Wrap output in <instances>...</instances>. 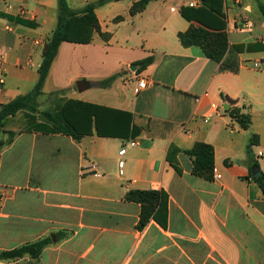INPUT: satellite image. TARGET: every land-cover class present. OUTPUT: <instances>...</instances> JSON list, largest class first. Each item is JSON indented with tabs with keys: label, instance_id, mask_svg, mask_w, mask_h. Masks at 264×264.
<instances>
[{
	"label": "crops",
	"instance_id": "1",
	"mask_svg": "<svg viewBox=\"0 0 264 264\" xmlns=\"http://www.w3.org/2000/svg\"><path fill=\"white\" fill-rule=\"evenodd\" d=\"M138 1L99 7L108 39L95 32L89 44L64 42L43 88V94L64 91L60 98L129 113L130 126L126 117L101 119L102 133L115 136L99 134L94 122L77 141L23 130L32 119L25 110L6 119L0 252L46 237L53 243L38 259L0 264H264V192L249 166L251 145L264 172L258 155L264 152V0H224L230 47L222 63L179 39L191 26L182 10L199 9L202 0H152L132 16ZM0 13L2 105L35 88L58 0H0ZM150 57L147 68L136 65ZM133 70L148 78L145 89ZM78 81L94 86L79 91ZM233 109L251 117L249 128L231 116ZM130 141L138 144L120 155ZM197 143L214 149L213 179L193 171L187 152ZM130 190L163 194L143 229L142 205L126 199Z\"/></svg>",
	"mask_w": 264,
	"mask_h": 264
},
{
	"label": "trees",
	"instance_id": "2",
	"mask_svg": "<svg viewBox=\"0 0 264 264\" xmlns=\"http://www.w3.org/2000/svg\"><path fill=\"white\" fill-rule=\"evenodd\" d=\"M123 0H97L89 2L80 9H73L68 0H58V22L51 37L46 41L43 62L39 69V80L35 88L28 94L19 96L13 101L0 105V133L4 132L5 121L9 117L16 116L20 111H27L32 116L26 123L23 130L28 132H41L45 134H62L73 137L79 141L89 133L90 127L95 122L96 130L99 134H104L101 127V119H122L126 117L128 126L131 125L132 115L126 112H115L107 108L86 103L74 99H66L64 91H57L55 104L53 107L40 111L37 106V99L43 94L44 84L50 74L51 68L58 56L59 49L64 42L89 44L93 40L95 32H98L104 39L108 35L101 32L96 10L111 2ZM152 0H139L131 8V15L135 16L143 12ZM203 6L199 9L182 10V15L191 22L190 28L179 33V39L185 47L200 46L205 55L218 63L225 60L230 47L229 36L226 31V22L224 21L223 5L224 0H202ZM264 13V8L262 9ZM3 16L4 14H1ZM8 19L18 24L28 27H34L33 22L23 20L19 17L8 16ZM153 59L147 58L136 63L140 69L147 68ZM226 68L234 69L232 64H226ZM115 77L103 81V84L110 83ZM231 116L235 118L244 129L249 128L252 123L249 115L240 113V110L233 109ZM7 143H11L15 132H9ZM115 133L108 132L104 135L115 136ZM5 143L0 142V145ZM249 166H259L257 161L251 155L250 145ZM187 154L192 158L196 175L213 179L214 172V149L206 143H197L195 147L188 151ZM257 184L264 192V172L255 179ZM163 194L155 190H130L126 199L137 202L142 205V212L139 222V229L145 228L149 221L154 218L158 204ZM53 243L50 237H46L36 242L25 244L21 247L0 252V261H15L25 256L32 259H38L42 251Z\"/></svg>",
	"mask_w": 264,
	"mask_h": 264
},
{
	"label": "built area",
	"instance_id": "3",
	"mask_svg": "<svg viewBox=\"0 0 264 264\" xmlns=\"http://www.w3.org/2000/svg\"><path fill=\"white\" fill-rule=\"evenodd\" d=\"M27 14V12L25 10H22L20 15L21 16H25ZM6 29L7 30H12V27L10 25H7L6 26ZM6 57V52L3 48L0 47V61H3ZM133 67H131L132 69ZM137 68V67H135ZM133 73L135 74V79L137 81V85H138V88L140 90H143L145 89L147 86H148V78L146 77H143V76H138L136 73H137V70H133ZM5 83H6V79H5V76L4 74L1 75L0 77V94L2 93L3 89H4V86H5ZM138 144V142H135V141H130V142H127L126 145H124V148L120 151V155H124L125 152H126V147L128 145L130 146H136ZM259 157H262L264 156V152H259L258 153ZM122 165V163H121ZM217 178H221V176H217Z\"/></svg>",
	"mask_w": 264,
	"mask_h": 264
},
{
	"label": "rangeland",
	"instance_id": "4",
	"mask_svg": "<svg viewBox=\"0 0 264 264\" xmlns=\"http://www.w3.org/2000/svg\"><path fill=\"white\" fill-rule=\"evenodd\" d=\"M19 0H11V4H16ZM33 4H35L36 0H30ZM97 0H68L69 4L73 8H78L80 6H85L89 2H96ZM39 8V7H38ZM56 96L54 94H43V96H39L37 99V106L40 109V111L46 110L48 108L53 107L55 104ZM17 121H20L16 119ZM8 126L10 125V121L7 123ZM4 138V133H0V139Z\"/></svg>",
	"mask_w": 264,
	"mask_h": 264
},
{
	"label": "water",
	"instance_id": "5",
	"mask_svg": "<svg viewBox=\"0 0 264 264\" xmlns=\"http://www.w3.org/2000/svg\"><path fill=\"white\" fill-rule=\"evenodd\" d=\"M76 86H77V89L79 91H83V90H85V89H87L89 87L94 86V83L78 81L76 83ZM252 171H253V175H254L255 178H257V177H259L261 175V170H260V168L258 166H254Z\"/></svg>",
	"mask_w": 264,
	"mask_h": 264
}]
</instances>
